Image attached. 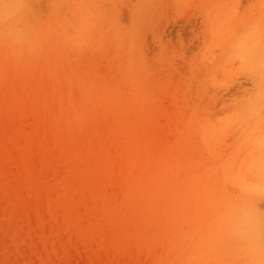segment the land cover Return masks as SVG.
I'll list each match as a JSON object with an SVG mask.
<instances>
[{"label":"rangeland","instance_id":"1","mask_svg":"<svg viewBox=\"0 0 264 264\" xmlns=\"http://www.w3.org/2000/svg\"><path fill=\"white\" fill-rule=\"evenodd\" d=\"M263 120L264 0H0V264H201L218 192L238 228L206 261L264 264V178H235ZM132 141L148 196L105 177Z\"/></svg>","mask_w":264,"mask_h":264},{"label":"bare ground","instance_id":"2","mask_svg":"<svg viewBox=\"0 0 264 264\" xmlns=\"http://www.w3.org/2000/svg\"><path fill=\"white\" fill-rule=\"evenodd\" d=\"M262 6V5H261ZM256 11V10H255ZM255 14V13H254ZM234 18V17H233ZM214 26V23L212 24ZM243 26V25H242ZM241 26V27H242ZM15 41V40H14ZM244 48V42L242 44H240L238 50H241ZM240 56H242V53H239ZM239 62V61H238ZM208 64V63H207ZM209 67V66H208ZM219 69V68H218ZM217 69V71H218ZM219 72V71H218ZM217 72V73H218ZM208 73V72H207ZM219 75V74H218ZM126 83V82H125ZM32 84V83H31ZM33 86V85H32ZM95 91V90H94ZM79 95V94H78ZM79 100V99H76ZM173 101V100H172ZM126 102V101H125ZM175 103V102H174ZM87 105V104H86ZM16 107V106H15ZM87 108V107H86ZM171 108V107H170ZM172 109V108H171ZM170 110V109H169ZM172 112V111H171ZM90 114V113H89ZM155 114V113H154ZM173 116V114L171 115V117ZM82 116H80L79 118H81ZM228 117V116H227ZM21 120V119H20ZM226 120V119H225ZM264 121V120H263ZM9 123V122H8ZM264 124V122H262ZM27 124V121H26ZM29 124V123H28ZM233 126V125H232ZM256 127V126H254ZM23 128V127H21ZM249 128V127H248ZM247 128V129H248ZM256 129V128H255ZM254 129V130H255ZM24 130V129H23ZM28 130V129H27ZM244 129H242L243 131ZM250 130V128H249ZM251 131V130H250ZM256 131V130H255ZM246 132V130H245ZM252 132V131H251ZM13 133V132H12ZM25 134V133H24ZM246 134H243L242 137H244ZM12 136V134H11ZM17 136V135H16ZM15 136V139H17ZM19 137V136H18ZM8 138V136H7ZM11 138V137H10ZM239 139V138H238ZM242 139V138H241ZM249 139V138H248ZM12 140V138L10 139ZM18 140V139H17ZM244 140V138H243ZM247 141V139H246ZM20 142V141H19ZM164 142V141H163ZM135 141H132L131 143H129V145L127 146V148H129L131 152L130 156H128L126 159L121 158V161L117 162L115 160H108V165L106 166L107 169L105 171L106 174V178L111 179L112 177H118L121 179L122 183L125 184V186L127 187H132L133 189H137L140 192L141 195L143 194H147V196L149 195V189H152V186H156L157 185V181L159 179L160 173L159 170L154 169L153 172L150 170L149 168V164L147 161V155H150V150L147 146H143L142 148L139 147L138 144H135ZM244 143V142H243ZM13 143L11 142V146ZM21 144V143H19ZM248 144V143H247ZM23 146V145H22ZM20 147V146H19ZM37 148V147H36ZM53 148V147H52ZM168 148V147H167ZM261 148V147H260ZM259 149V148H258ZM262 150V149H261ZM264 150V149H263ZM83 151V150H81ZM264 153V151H262ZM66 153V152H65ZM258 153H260L259 151H257L256 149H254V151L251 154V159L250 160H245L244 162H242V165L240 167L239 170V174L235 176L236 178V183L237 184H241L242 186L246 187L248 190H259L262 187V183H260L261 179L264 178V166H261L259 168L260 171V176H253L252 172L253 169L255 168V166L253 164H262V162H257L258 159L260 158V156H258ZM115 154V153H114ZM59 155V154H58ZM117 155V154H116ZM16 156V155H15ZM61 156V155H60ZM231 156V154H230ZM19 157V156H17ZM62 157V156H61ZM117 157V156H116ZM215 157V156H214ZM16 158V157H15ZM229 158V157H227ZM19 159V158H18ZM116 159V158H115ZM233 161L236 160L237 158L234 157L232 158ZM264 159V158H262ZM117 160H119L117 158ZM62 162V161H61ZM224 163V162H223ZM222 163V164H223ZM49 165V164H48ZM6 166V165H5ZM4 166V167H5ZM49 167V166H48ZM14 168V167H13ZM21 168V167H20ZM50 168V167H49ZM217 169H219L218 173H217V179L222 177V174L228 171L227 166H218ZM19 170V169H18ZM22 170V169H20ZM45 170V169H44ZM47 170V169H46ZM43 171V170H41ZM258 171V172H259ZM13 173V171H11ZM45 172V171H44ZM49 172V171H47ZM164 172H170V167H164ZM11 173V174H12ZM46 173V172H45ZM66 176V175H65ZM166 176V175H165ZM165 176L163 178H165ZM14 179L15 175L13 176ZM170 177V176H169ZM168 178L164 179L163 183H167L168 182ZM161 180V179H159ZM163 180V179H162ZM105 182H107V180H104ZM58 182V181H57ZM84 182V181H83ZM222 182V181H221ZM239 187V186H238ZM236 187V188H238ZM49 188V186H48ZM235 188V190H236ZM239 189V188H238ZM237 189V190H238ZM240 190V189H239ZM241 192V191H240ZM243 192V191H242ZM241 192V193H242ZM133 193V192H132ZM240 193V194H241ZM246 193V192H245ZM120 194V193H119ZM137 197L139 195V193H136ZM243 194V193H242ZM248 195V194H246ZM252 195V194H251ZM257 194H255L256 196ZM136 195H133V197H135ZM223 194L221 192H218L216 194V199H212L210 201L209 204H207L205 201L202 202L201 206L199 207L198 210H196V217L193 219L195 225L198 224L201 226V224H203V228H205V236L203 242H201V244L196 246V251L199 253V258L201 260H205L203 261L201 264H210L206 261V259L212 254V251H210L206 246L209 243L211 237H214L216 235V238L220 239L223 237H226L228 235V231L231 225H234V228L237 229L238 227L236 226V221H235V214L236 211L234 210V207L231 206V208L226 209V206L228 205L229 202H225L223 201L222 198ZM135 197V199L137 198ZM241 197V196H240ZM250 197V195H249ZM253 197V196H252ZM242 198V197H241ZM255 198V197H254ZM246 199L248 200V197H246ZM241 200V199H239ZM252 200V199H251ZM242 201V200H241ZM210 206V207H209ZM254 207V206H253ZM14 208V206H13ZM222 209V212L220 215H216L215 210L216 209ZM249 208V207H248ZM255 208V207H254ZM253 208V209H254ZM245 209V208H244ZM246 211V209H245ZM200 213H202L201 215H199ZM30 215V214H29ZM214 216V218L211 220L210 217ZM31 216V215H30ZM198 218V219H197ZM197 219V221H196ZM60 224V223H59ZM34 225V224H33ZM68 227V226H67ZM201 227V229H202ZM213 228V233H210L209 230ZM259 228V227H258ZM199 229V230H201ZM199 233V231L197 232V234ZM43 236V235H42ZM196 237V234L194 235ZM198 236V235H197ZM106 237V236H105ZM199 237V236H198ZM44 242V241H43ZM245 243V242H244ZM126 244V243H125ZM102 249V248H101ZM11 250V249H9ZM137 250V249H136ZM96 251V249H95ZM134 251V250H133ZM127 252V251H126ZM124 252V253H126ZM129 252V251H128ZM127 252V254H128ZM150 252V251H148ZM152 253V252H151ZM157 253V252H156ZM230 252H226L223 255L225 256V254H229ZM126 254V255H127ZM135 254V253H134ZM133 254V255H134ZM116 255V254H115ZM131 255V254H130ZM138 255V254H137ZM140 255V254H139ZM148 255V254H147ZM150 255H153L150 254ZM90 256V255H89ZM106 257V255H104ZM111 256V254H110ZM136 256V254L134 255ZM221 255L220 253L217 255V264H224V262L222 261L223 259L220 258ZM119 258H121L119 256ZM226 258H228L226 256ZM55 259V258H53ZM190 264V263H187Z\"/></svg>","mask_w":264,"mask_h":264}]
</instances>
